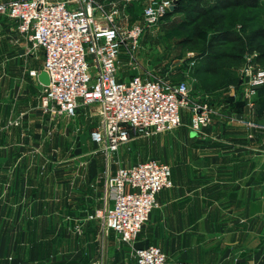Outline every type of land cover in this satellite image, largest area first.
<instances>
[{"label": "crops", "instance_id": "0c3cea01", "mask_svg": "<svg viewBox=\"0 0 264 264\" xmlns=\"http://www.w3.org/2000/svg\"><path fill=\"white\" fill-rule=\"evenodd\" d=\"M42 67V51L31 53L0 14V264H135L133 249L153 243L167 264H264V86L251 105L237 85L206 86L210 122L200 133L182 111L170 132L172 186L126 244L88 217L107 204L103 162L64 156L79 130L41 107L30 71ZM77 113L99 118V106Z\"/></svg>", "mask_w": 264, "mask_h": 264}, {"label": "built area", "instance_id": "2783aa9c", "mask_svg": "<svg viewBox=\"0 0 264 264\" xmlns=\"http://www.w3.org/2000/svg\"><path fill=\"white\" fill-rule=\"evenodd\" d=\"M179 0L150 1L143 23H156ZM0 14L16 22L29 42L30 52L43 53L42 70L48 85H41V107L50 115L74 117L80 106H99V124L90 138L101 150L114 153L132 135L169 132L183 124L182 111L190 112L189 126L199 131L210 122V109L189 99L185 81L118 76L123 51L131 54L139 43L141 24L121 26L116 5L96 0H0ZM30 75L38 76L35 70ZM264 85V67L247 61L241 68L242 96L251 98ZM248 125H254L247 122ZM170 166L155 158L121 167L105 180L107 204L96 213L105 229L126 244L137 240L158 194L172 186ZM93 218V216H90ZM135 264H167L153 244L133 249Z\"/></svg>", "mask_w": 264, "mask_h": 264}, {"label": "rangeland", "instance_id": "374dc122", "mask_svg": "<svg viewBox=\"0 0 264 264\" xmlns=\"http://www.w3.org/2000/svg\"><path fill=\"white\" fill-rule=\"evenodd\" d=\"M96 1L103 2L107 6L110 2L116 5L119 10V25L130 27L134 24H141L142 26L138 47L131 54L123 51L120 55L118 62L120 76L131 78L133 75H142L151 79H168L172 82L183 80L188 85L189 99L192 103L203 105L206 104V93L200 79L204 76L209 77V75L201 73V69L207 64V61H212L213 58L216 59L218 73L214 76V84L221 83L220 85H237L233 79L234 77H240L241 68L247 61L264 67L261 49L258 48V42L253 39L254 31L260 28L264 29V0H258L255 8L221 11L218 10V0H204L201 5L209 11V14L191 25L186 24L185 21L189 20L188 17L192 13V0L184 1L185 11L166 15L165 17L163 15L156 23L151 25L143 23V13L144 8L150 1L154 0ZM220 28L228 30H219ZM201 31L205 33V39L197 36V33ZM220 31L233 33L238 41L215 40ZM231 54L236 55L238 59L230 56ZM243 100L248 103L244 97ZM99 118L94 115L88 117L87 114L76 113L74 117L66 120L68 124L70 123L69 125H72L74 129L76 127L79 131L75 129L76 131L72 132L74 138L72 135L67 134L65 149L62 150L64 156L68 158L81 157L82 159L99 156L103 162L102 167L105 178L113 175L121 167H129L135 162L149 158L167 163L172 170L168 159L172 154L170 132L174 129L169 132L150 135H132L129 141L122 145L118 151L107 153L101 150L90 138V131L98 126ZM187 127L195 133H200L202 130H192L189 121ZM80 135L82 136L80 137ZM112 169L115 172L108 175ZM103 208L100 210H103ZM100 210H96L88 217H99L96 213ZM142 232L137 240L140 239ZM201 244L202 242L199 247H201ZM153 245L162 250L160 245L155 243ZM162 252L165 254L167 262V253L163 250Z\"/></svg>", "mask_w": 264, "mask_h": 264}, {"label": "trees", "instance_id": "16d2710c", "mask_svg": "<svg viewBox=\"0 0 264 264\" xmlns=\"http://www.w3.org/2000/svg\"><path fill=\"white\" fill-rule=\"evenodd\" d=\"M184 1L185 0L177 1L174 9L167 11L164 14V17L166 15H172L174 13H180L185 11L186 8L184 7ZM192 2H193V6L191 8L192 13L188 17L189 20L185 21L186 24H190V25L196 23L199 19L209 14V11L204 6L201 5V3L204 2V0H192ZM257 3L258 0H218V10L221 11V10H231V9H239V8H248V9L255 8L257 7ZM217 16L219 17L220 15ZM219 30H228V29L220 28ZM197 36L202 39H205L206 37L203 31L198 32ZM253 39L256 42H258V48L261 49V54H262L261 57L263 58L262 60H264V29L260 28L254 31ZM215 40L238 41V38H236L234 34L230 33L229 31H220L216 36ZM230 56H232L233 58L236 57V59H238V57L234 54L233 55L231 54ZM201 73L209 75L208 78L204 76L203 78L200 79L203 87L214 84L215 81L214 76H216L218 73V64L216 59L213 58L212 61L211 60L207 61V64L201 69ZM233 81H235V83L238 86L239 78L234 77Z\"/></svg>", "mask_w": 264, "mask_h": 264}, {"label": "water", "instance_id": "95a60500", "mask_svg": "<svg viewBox=\"0 0 264 264\" xmlns=\"http://www.w3.org/2000/svg\"><path fill=\"white\" fill-rule=\"evenodd\" d=\"M174 5H172L170 7V10H173L174 9ZM38 80L40 82L41 85H48V82H49V79H48V76L46 74V72L44 71H41L39 74H38Z\"/></svg>", "mask_w": 264, "mask_h": 264}]
</instances>
